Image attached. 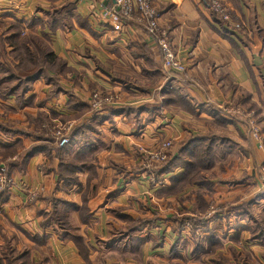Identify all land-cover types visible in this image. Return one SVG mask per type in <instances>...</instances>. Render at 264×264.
Masks as SVG:
<instances>
[{
  "label": "crops",
  "instance_id": "crops-1",
  "mask_svg": "<svg viewBox=\"0 0 264 264\" xmlns=\"http://www.w3.org/2000/svg\"><path fill=\"white\" fill-rule=\"evenodd\" d=\"M152 1L183 73L163 68L155 39L136 15L121 25L108 18L112 0H0L4 31L15 21L30 31L25 25L35 20L32 33L47 35L66 68L35 79L19 99L0 95V143L15 149L3 158L14 185L0 202V246L26 250L37 264H112L117 253L124 264H175V254L187 251L169 219L192 206L164 190L183 168L174 165L156 181L138 170V148L153 150L163 140L172 142L169 159L189 137L210 136L213 148L231 149L218 161L226 163L219 174L205 178L210 198L230 209L245 204L253 216L264 210V0H221L230 24L239 25L234 32L207 0ZM58 8L62 20L48 28L47 13ZM93 89L116 99L90 110ZM39 114L51 127L73 122L70 145L39 139ZM247 118L258 123L260 141ZM51 199L72 205L69 235L81 237L84 257L44 222ZM234 220L229 231L218 217L207 224L231 263L228 248L239 249L236 242L247 237L244 219Z\"/></svg>",
  "mask_w": 264,
  "mask_h": 264
},
{
  "label": "trees",
  "instance_id": "trees-1",
  "mask_svg": "<svg viewBox=\"0 0 264 264\" xmlns=\"http://www.w3.org/2000/svg\"><path fill=\"white\" fill-rule=\"evenodd\" d=\"M56 14H58V16H56ZM60 20H62V17H60L59 8L47 13L46 23L48 28H53L57 21ZM35 23V20L27 22L25 26L30 29V31L27 30L24 32L22 29V23L15 21L11 23L8 32L0 35V66H2L3 69H6V66L13 65L11 68L16 69L17 71V74H13V71L7 68V73L12 75L0 79V95L2 96L8 94H20L18 97H22V95L31 88V84L35 79L39 77H46L49 79L48 70L54 72L55 74L63 73L66 70L63 62L50 49L47 35H45L42 30L40 31V35L32 33V27ZM7 60L9 62H7ZM12 80H14V84L10 85V81ZM218 119H220V116ZM36 122H40L39 124L47 122V116L45 114H39ZM50 126L51 125L46 124L45 129L50 128ZM0 129H2L1 124ZM2 130L4 131V128ZM47 134L42 132L37 137L39 139L46 140L47 142H50V140L54 142L53 138ZM209 137L210 136H197L193 138H185L181 141L180 148L175 158H168L166 161L158 165L157 168L142 167L141 170L143 169L145 171H149L153 176V181H156L161 178L163 173H168L174 165H177L183 168L181 172L183 175L178 177L181 174L180 173L172 177L171 181H174V183L177 181L188 183L192 180L196 184L199 183L200 185L203 184L209 187L211 186V183L207 182L203 175L200 176L198 180L193 179L191 176L192 173L193 175H197L200 173L201 169L204 170L208 167L207 163H209L211 149L213 148V141L210 140L211 138L207 139ZM11 148V146L0 143V156L2 158H6L8 155L15 152V149L11 150ZM31 150L33 151L34 149ZM31 150H28L25 155H29ZM198 161L200 165L197 164ZM6 168H8L7 162ZM7 174L9 175L8 172ZM174 186L175 185L171 183L170 188L173 190ZM8 193L7 189L0 190V202H3V200L7 198ZM197 197H200V195ZM50 204L52 206V212L45 216L44 222L46 224H50L55 229L59 237L63 238L68 236L77 246L81 256L84 257L86 249L82 243L81 237L77 235H69L67 211L72 205L67 204L64 201L54 199L50 200ZM83 208L84 206L82 209ZM120 234L123 235V233ZM207 240V244L210 246L207 247L206 253L212 252L211 250H213V247L216 244V240L213 238H207ZM210 241L214 242L210 243ZM198 244L200 243L198 242ZM233 254L235 258L238 259V256L235 253ZM28 256V251H17L15 248L11 247L9 243H3L0 246V264H25L26 262L29 264H31V262L32 264H37L33 261L29 262L30 260ZM212 262L213 264H230V262L222 254L214 257Z\"/></svg>",
  "mask_w": 264,
  "mask_h": 264
},
{
  "label": "rangeland",
  "instance_id": "rangeland-1",
  "mask_svg": "<svg viewBox=\"0 0 264 264\" xmlns=\"http://www.w3.org/2000/svg\"><path fill=\"white\" fill-rule=\"evenodd\" d=\"M4 27H5V22L0 21V35H3L5 33ZM7 62H9V61L7 60ZM12 66L13 65H11V66L8 65V66H6V69H3V67L0 66V79L6 78L9 75H12L10 73H7L8 69H11L13 71V74H17L16 69L11 68ZM48 71H49V73H48ZM48 71H47L48 75L50 73L52 74V72L50 70H48ZM13 84H14V80L10 81V85H13ZM10 85H8V86H10ZM91 91H92L91 92V95H92V93L94 92V89ZM96 92H100V91L96 90ZM14 95L17 99L21 98V97H18V96H20V94H17V95L14 94ZM92 102H93V99L91 97L90 98V108H89L90 110L94 109V108L92 109V105H91ZM102 106L104 107V105H102ZM98 111H95V112H98ZM64 123L67 124L68 122H64ZM255 123L258 126V123L257 122H255ZM46 124H48V123L44 122V123L40 124L39 128L36 129V131H38V129H39V132L37 134L45 132L46 134L48 133L49 136L51 137L50 128L45 129ZM71 124L74 126L73 122H71ZM57 125H59V123H57ZM58 127L60 128L62 126L59 125ZM258 128H259V126H258ZM72 129H73V127L71 128L70 133L72 132ZM260 133H261V131L259 130V134ZM221 135L229 137V135H226L225 133H221ZM69 137H70V134H69ZM70 143H71V140L66 145H64L62 147L68 146V145H70ZM54 144L56 145L55 142H54ZM56 146H58V145H56ZM62 147H60V148H62ZM229 151H231V149L220 148V150H218L216 148H212L211 153H210L209 163H207V166H208L207 168L210 169L211 167H213L214 169L209 170L208 172L201 169L200 173H198L197 175H193V173H192L191 176L193 177V179L198 180L200 178V176L203 175L208 180L210 178V176H213L214 174H216V175L219 174V172L217 173L216 170L219 167L222 170L223 169L222 167H225V165H226V163L223 166L219 165V162L224 161L225 155ZM168 154H169V152H168ZM168 158H169V156L167 157V159ZM0 160H2L6 165V160H4L2 157H0ZM197 164L200 165L199 161L197 162ZM142 167L148 168L147 166H143V164L142 165L140 164L138 167V170ZM7 172H8V170H7ZM147 172H149V171H147ZM149 174L151 175L150 172H149ZM181 175H183V173H181L178 177H180ZM151 179H152V177H151ZM168 183L170 185H168L165 188L164 192L170 193L171 195L173 193H175L176 194V200L179 203H181L182 200H184V199H190L191 206H192L190 212L176 213L172 216V219L171 218L169 219V221L173 223L172 229H173V232L175 233L176 238L178 237V239H181V242L179 244L181 246H179V248L183 251V253L185 255H186V251H187V256L177 255V254L175 255L176 256L175 257V264H213L212 259L214 257H216L217 255L223 253L222 250H220L222 247V243H221L219 237H216L217 235L215 234V232L207 226L209 221H212L213 219H215L217 217L219 218V220L221 221L222 224L227 225L226 231H229L232 229L229 226L234 227V221H235L234 219L243 218L244 222H245L244 223L245 225H240V226H241V228H246L245 231L247 233V237L244 239L241 238V239H239L238 242H236L237 247H239V249H235L232 246H230L228 248V251L230 252L229 257L232 258L233 263H231L229 261L228 257H226L227 254H224V255L222 254L230 262V264H264V210L259 211V212H255L254 216H253V214L248 211V207L245 204H243V205L241 204V206L238 209H235L234 207H233V209H230L229 206L225 207V206H223L222 203L210 198V196L212 195V192H213L212 184H211V186L208 187V186L203 185V184H201V185L199 183L196 184L192 180L189 181L188 183H182V181H177L174 183V181H171V183H173V185H175L173 190H172L170 188V186H171L170 181ZM206 187L210 190V192L207 193L205 191ZM186 188H190L191 190L189 189V191L187 192V195L184 196L183 190ZM170 191H172V192H170ZM198 195H200V197H197ZM204 195H207L210 199L205 201ZM35 197H36V195H35ZM35 197H32L29 200L32 201L33 199H35ZM260 197H261V195H257V198H260ZM49 205L51 206V204H49ZM51 212H52V206H51ZM232 217H233V219H232ZM232 220H234V221H232ZM248 222H249V224H248ZM248 225L250 227H248ZM238 229L240 232L241 229L237 228V230ZM222 235L223 236L226 235L225 230L222 231ZM207 238L215 239L216 244L213 247V250H211L212 252L206 253L207 247L210 246L209 244H207V241H208ZM235 240H236V238L231 240V241L235 243ZM198 242L200 244H198ZM213 242L214 241H210V243H213ZM247 243H251L254 247L253 248L254 250L253 249L249 250L248 249L249 246ZM173 249H174V247H173ZM173 252H174V250H173ZM233 253H235L238 256V259L235 258ZM121 258L122 257L118 256V253H117V256L115 258L116 262H113L112 264H124L122 262ZM29 262H31V261H29ZM25 264H29V263L26 262ZM31 264H32V262H31Z\"/></svg>",
  "mask_w": 264,
  "mask_h": 264
},
{
  "label": "built area",
  "instance_id": "built-area-1",
  "mask_svg": "<svg viewBox=\"0 0 264 264\" xmlns=\"http://www.w3.org/2000/svg\"><path fill=\"white\" fill-rule=\"evenodd\" d=\"M112 10L108 11V18L115 24H123V22L132 16L136 15L144 24L147 33L155 39L160 50L162 66L169 72L183 73L185 66L181 59L177 56L171 41L167 38L166 32L159 28L158 12L153 5L152 0H112ZM212 13L222 21L228 32L239 30L238 24H230V15L221 0H207ZM93 111L100 110L102 105H111L116 99L112 94H103L94 91L91 95ZM247 125L250 128L252 138L259 141V128L253 118L246 119ZM50 126V134L56 145L62 147L69 142L70 130L73 127L71 122ZM53 128V129H52ZM172 147L171 140H163L155 149L146 150L142 147L138 148V153L141 156L143 166L157 167L163 163L167 157L169 149ZM14 185V180L7 174L5 163L0 160V190L7 189ZM36 192L29 194L30 198L35 197Z\"/></svg>",
  "mask_w": 264,
  "mask_h": 264
}]
</instances>
